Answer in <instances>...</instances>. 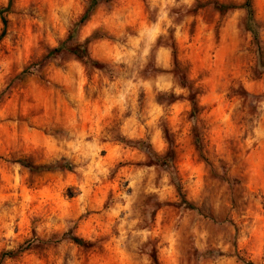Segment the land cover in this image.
Segmentation results:
<instances>
[{
	"label": "rangeland",
	"instance_id": "rangeland-1",
	"mask_svg": "<svg viewBox=\"0 0 264 264\" xmlns=\"http://www.w3.org/2000/svg\"><path fill=\"white\" fill-rule=\"evenodd\" d=\"M244 1L112 0L66 42L89 0H0V264H264V0L257 43L214 8Z\"/></svg>",
	"mask_w": 264,
	"mask_h": 264
},
{
	"label": "trees",
	"instance_id": "trees-1",
	"mask_svg": "<svg viewBox=\"0 0 264 264\" xmlns=\"http://www.w3.org/2000/svg\"><path fill=\"white\" fill-rule=\"evenodd\" d=\"M112 0H89V6L87 8V10L85 11V13L83 14V16L80 18V20L78 21V23L75 25L74 29L72 30L71 34L68 36L66 42L71 41L74 39L76 32L78 30V28L80 26H82L89 18L90 13L92 12V10L99 4L102 3H107L110 2ZM214 8L219 11L220 13H226L228 11H233L236 9H243L246 13V20H245V28L246 30H248L252 36L254 41L257 43V32L254 29V17H253V9H252V0H245L244 3L240 6L234 5V4H218V3H214ZM3 25H5V21L3 20ZM3 36H0V38ZM62 43L58 48L52 50L50 52V56L53 55H57L61 52H66L69 53L70 55L74 56L76 59L78 60H84L86 64H90L92 66H96V63L89 61L88 60V55H87V49L84 45H75L73 47H65V43ZM173 74L178 77L181 81H183L184 83L186 82V78H185V73L184 70L182 68H180V66L178 65L177 62H174V68H173ZM185 85V84H184ZM191 103H192V107H193V111L195 108V104H194V100L193 98L191 99ZM166 138H168V136L166 135ZM194 143L196 146V150L201 154V145H200V139L198 136H194ZM168 145H169V150L168 152L165 154V156H163L162 158L157 157L150 149H147L146 153L148 156L155 158L157 161H163L164 165L167 166L168 168L171 167L173 168V162H174V150L172 147V142L170 140H168ZM23 167L27 168L30 172H43V171H48V170H55V169H59V170H65V171H70L72 169L71 165L68 164H59L57 165L55 168H50V167H46V166H34L30 163H20ZM177 191L179 192V186L176 185ZM181 201L187 206V208L193 210L194 207H192V205L188 204L183 197H181ZM72 242H74L75 244L81 245L83 244L82 241H80V239L77 238H72L71 239ZM152 259V264H158L157 258L155 256V254L152 255L151 257Z\"/></svg>",
	"mask_w": 264,
	"mask_h": 264
}]
</instances>
